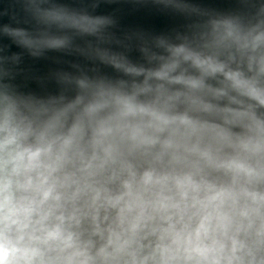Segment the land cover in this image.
Listing matches in <instances>:
<instances>
[{
	"label": "clouds",
	"instance_id": "9594fccd",
	"mask_svg": "<svg viewBox=\"0 0 264 264\" xmlns=\"http://www.w3.org/2000/svg\"><path fill=\"white\" fill-rule=\"evenodd\" d=\"M151 2L197 19L120 39L111 16L22 0L36 28L0 25L91 64L42 97L0 56V264H264V0Z\"/></svg>",
	"mask_w": 264,
	"mask_h": 264
},
{
	"label": "water",
	"instance_id": "95a60500",
	"mask_svg": "<svg viewBox=\"0 0 264 264\" xmlns=\"http://www.w3.org/2000/svg\"><path fill=\"white\" fill-rule=\"evenodd\" d=\"M39 2L40 0H37V3ZM97 3L98 6L94 7ZM188 3L205 11L226 12L240 8L238 0H188ZM44 6H63L72 11L111 16L116 24L110 31L120 39L137 32L159 35L183 31L188 24L197 19L155 5L151 0L143 3L136 0H47V5ZM24 7L22 0H0V25L10 24L34 30L35 22L31 21ZM91 39L76 38L75 44L80 48H86ZM112 47L116 48V45L113 44ZM16 54L20 55L18 62L13 59ZM0 56L8 58L5 66L11 70L14 83L19 85L21 90L42 97L60 92L61 86L57 81L59 74L64 72L75 74L77 65L84 70L91 67L90 62L78 52L50 51L42 57L34 58L6 36H0ZM129 56L134 61L141 59L140 53L135 49ZM101 68L109 76L119 75L109 67Z\"/></svg>",
	"mask_w": 264,
	"mask_h": 264
}]
</instances>
